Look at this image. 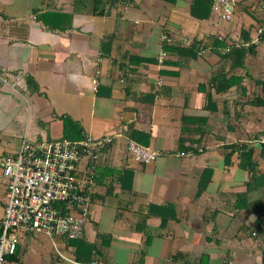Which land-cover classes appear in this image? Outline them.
<instances>
[{"label": "crops", "instance_id": "crops-1", "mask_svg": "<svg viewBox=\"0 0 264 264\" xmlns=\"http://www.w3.org/2000/svg\"><path fill=\"white\" fill-rule=\"evenodd\" d=\"M194 1L104 0L95 15L94 0H0V158L22 139L116 136L82 237L21 232L8 264H264V184L249 188L264 174V107L250 105L264 35L241 67L223 53L257 40L264 0H232V22ZM130 139L163 154L136 164ZM6 193L0 166V220Z\"/></svg>", "mask_w": 264, "mask_h": 264}, {"label": "built area", "instance_id": "built-area-1", "mask_svg": "<svg viewBox=\"0 0 264 264\" xmlns=\"http://www.w3.org/2000/svg\"><path fill=\"white\" fill-rule=\"evenodd\" d=\"M212 11L222 20H234L232 0H213ZM264 22L258 29L261 40ZM222 40V39H221ZM240 43H228L223 49L228 54ZM167 57L159 56L160 63ZM0 82L8 78L0 73ZM97 88V78L93 81ZM116 136L92 137L81 140L60 139L30 141L22 139L14 154L0 158L7 193L4 214L0 220V264L15 254L21 232L64 236L69 241L79 240L90 217V206L96 186V172L101 153L115 141ZM264 144V138H261ZM129 155L136 164L153 166L163 152L145 147L130 139Z\"/></svg>", "mask_w": 264, "mask_h": 264}, {"label": "trees", "instance_id": "trees-1", "mask_svg": "<svg viewBox=\"0 0 264 264\" xmlns=\"http://www.w3.org/2000/svg\"><path fill=\"white\" fill-rule=\"evenodd\" d=\"M98 3L101 8L97 7ZM104 6H105L104 0H94V6L92 8V12L95 15H104L105 13ZM211 7H212L211 0H195L192 6V12L194 13L196 9L203 8L206 13H209V11L211 10ZM263 22H264V16L261 17L259 21V26H262ZM165 42H166V39L164 40V45H165ZM253 47L254 45L252 44L249 46V48H245V46H241V47H236L232 49V51L228 54V57L231 58L234 68L243 66L247 53L252 51ZM165 49H168V47L166 48L165 46ZM166 51L168 52V50ZM224 79H225V76L221 78V80H224ZM262 94H263L262 96H255L252 100H250V105L264 107V83L262 86ZM260 137H264V130L255 135V139H259ZM263 147H264V144H263ZM231 148L237 150L239 153L240 167H242L243 169H248L249 171L254 173L258 167V162L253 157V148L250 147L248 144H243L240 146L234 145V146H231ZM262 153L264 154V148H263ZM252 182H255V183L249 186L250 189L255 188V187H261L264 184V174H261V173L257 174L256 172L253 175ZM80 248H88L89 250H91V247H88L86 244H83L82 241L79 242V245H78V249ZM15 260H16V256L14 254L7 258V263L13 262Z\"/></svg>", "mask_w": 264, "mask_h": 264}, {"label": "water", "instance_id": "water-1", "mask_svg": "<svg viewBox=\"0 0 264 264\" xmlns=\"http://www.w3.org/2000/svg\"><path fill=\"white\" fill-rule=\"evenodd\" d=\"M258 146H260V147H263V145H262V144H259Z\"/></svg>", "mask_w": 264, "mask_h": 264}]
</instances>
